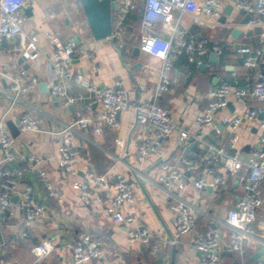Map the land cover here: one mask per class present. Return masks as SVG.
<instances>
[{"label": "crops", "instance_id": "crops-1", "mask_svg": "<svg viewBox=\"0 0 264 264\" xmlns=\"http://www.w3.org/2000/svg\"><path fill=\"white\" fill-rule=\"evenodd\" d=\"M25 1L29 3V0ZM140 2L139 11L127 16L125 33L121 38L111 36L100 40L91 35L81 0H71L70 3L67 0H30V5L26 7L32 8V16L26 15L27 21L23 25L24 38L27 40L30 35L38 34L45 54L35 64L25 62L13 51L0 56V87L6 90L7 76L21 68H28L31 74L38 77L40 84L9 115L8 126L11 131L10 124L15 125L17 117L23 111H30L42 117L43 123L39 132L11 131L18 149L17 159L10 164L11 168L24 166L30 156L36 157V166L25 173L22 184L12 196L10 207L1 216L0 264H70L68 243L80 231L90 232L95 239L115 246L125 264H197L199 252L193 246V233L184 235L177 243L169 241V234L174 235L175 232L170 199L155 182L163 162L184 170L186 198L194 199L196 195L200 196L195 230H218L228 240L230 228L224 221L228 211L243 193V183L238 176L228 175L226 161H216L207 156L208 145L224 148L229 156L239 153L247 158L257 145L259 122L245 120L236 129L237 140H234V131L221 119L224 115L239 114L248 108L260 107L264 111V101L256 100L251 94L257 70L245 65L248 54L241 51L247 47L253 53L260 46V28L248 29L242 22L246 14L235 8L227 16L226 22L216 29L196 23L190 14L180 15L179 11H175V18L181 19V24L189 35L209 36L222 48V53L217 54L218 59L210 54L205 56L200 64L188 62L186 56L180 57L170 72L171 78L174 79L170 90L158 100L160 105L170 109L172 118L179 127L193 135L189 143L182 144L177 131L165 141L160 153H152L144 163H139V147L150 128L137 122L133 109L118 115V129L104 127L97 133L94 130L96 120L91 123L89 129H77L74 145L81 154L77 164L80 177H84V165L89 162L97 174L106 175L112 180L118 173L127 174L132 178L135 184V202L130 210L137 213L143 223L152 230L150 244L144 246L129 243L125 225L113 220L106 205L81 204L79 191L72 185L73 178L59 168L60 141L54 132L79 118L96 119L101 107L87 98L83 87L71 83L66 85L69 96L74 98L72 103L50 100L49 82L52 74L47 57L51 46L44 36V31L52 32L63 44L74 42L78 49L87 52L86 57H73L74 75L82 73L88 81L101 87L113 85L121 76L132 101H153L161 62L141 51L139 47L144 8L143 0ZM227 5L231 3L227 1ZM191 7L203 15L204 0H193ZM234 29H240L242 33L234 37ZM165 35H169L167 28ZM20 42L19 37L14 41L5 40L3 45L9 48ZM237 44L240 46H236ZM222 82L245 88L249 94L244 102L230 97L228 107L217 114L215 125L198 128L195 119L208 107L209 91ZM42 84L45 85L44 88L41 87ZM6 105V99L0 96V110L5 111ZM119 137L123 140L122 149L117 145ZM120 154L124 162L119 160ZM186 159H203L200 169L196 172L186 170ZM211 168L227 175L226 187L195 189L194 181ZM41 169L52 182L57 192L56 197L49 196L39 176ZM133 169L138 173L149 198L135 181ZM25 185L32 187L33 200L46 206L45 214L36 222L27 237L21 235L24 229L21 191ZM261 187L263 205L258 209L256 222L251 225L254 238H251L245 247L244 261L247 264H258L264 253H260L264 247V182ZM49 234L55 238L54 250L37 263L32 249ZM122 260L106 256L102 261L89 264H119ZM223 264H242L241 256L226 250Z\"/></svg>", "mask_w": 264, "mask_h": 264}, {"label": "built area", "instance_id": "built-area-1", "mask_svg": "<svg viewBox=\"0 0 264 264\" xmlns=\"http://www.w3.org/2000/svg\"><path fill=\"white\" fill-rule=\"evenodd\" d=\"M139 1L116 0L114 28L111 36L122 37L125 33L127 16L138 8ZM192 1L143 0L139 47L141 51L158 58L161 62L153 101H132L125 80L121 76L114 81L113 85L101 87L88 81L82 73L74 75L73 57L75 55L86 57L87 52L78 49L74 42L63 44L54 37L52 32L44 31V36L50 41L51 46V52L47 57L52 74L49 82L50 100L72 103L74 98L69 96L66 85V83H71L83 87L87 92V98L91 102L100 104L101 107L96 119L79 118L66 123L60 130L54 132L60 141L59 168L73 178L72 185L79 191L81 204L106 205L113 220L125 225L129 243H139L145 246L150 244L152 239V230L143 223L137 213L130 210L135 202V184L132 178L127 174L118 173L112 180L106 175L97 174L89 162L85 163L84 177L81 178L77 166L81 154L74 145V139L78 128L89 129L94 120H96L94 130L97 133H100L104 127L118 129L120 126L118 115L133 109L137 122L150 128V132L142 139L139 147L137 157L139 163H144L152 153H160L165 141L177 131H179L182 144L189 143L193 135L179 127L172 118L170 109L160 105L158 100L170 90L174 82L170 72L180 57L186 56L188 62L200 64L205 56L213 53L221 54L222 48L209 36L189 35L181 24V19L175 18V11H179L180 15L190 14L196 23L212 29L224 24L220 19L224 14L227 1L238 11L251 15L245 25L248 29L260 28V46L253 53L247 47L242 48L241 51L248 54L245 58V65L257 70L251 94L256 100L264 101V0H204L203 15L191 7ZM27 6L28 3L25 0H0V56L13 51L25 62L35 64L42 59L45 53L38 34L30 35L27 40L24 38L23 25L27 21L25 13ZM166 28L169 31L167 37ZM19 37L21 38L20 43L9 48L4 47L3 41H14ZM7 78V89L0 87V96L7 101L5 111L0 110V227L1 216L10 207L12 196L22 184L25 173L36 166L34 164L36 157L30 156L26 159L24 166L11 168L10 164L17 159L18 149L7 121L14 109L40 84L38 77L31 74L28 68H21L8 75ZM248 94L247 89L233 86L228 82H222L213 87L208 93V107L195 119L196 126L205 128L215 125L217 114L228 107L230 97L233 96L237 101L244 102ZM262 112L264 111L260 107L248 108L239 114L224 115L221 119L234 131V140H237L236 129L245 120L259 122L257 145L247 158L239 153L229 156L224 148L208 145L207 156L216 161H226L228 175L238 176L243 183V193L237 198L234 207L228 211L224 221L230 228L228 240L218 230H195L200 196L196 195L194 199L184 196L187 184L183 169L165 162L159 168L155 182L170 199V209L174 216L175 232L172 243H177L184 235L193 233V246L199 252L197 264H222L226 250L238 253L242 264H247L244 261L245 247L247 242L254 238L251 225L256 222L258 209L263 205L261 184L264 182V118L260 119ZM42 123V117L30 111H23L17 117L15 126L20 133L39 132ZM195 138L199 139L196 136ZM117 145L122 149L121 137L117 139ZM118 158L124 162L121 154ZM184 161L186 170L196 172L200 169L203 159ZM39 176L49 196L56 197L57 192L47 173L41 169ZM226 185L227 175L213 168L208 169L201 178L194 181L195 189L199 190L209 186L213 189H220ZM21 196L24 209V229L21 235L27 237L36 222L45 214L46 206L33 200L30 185L24 186ZM54 241L55 238L49 234L33 247L32 252L37 263L53 252ZM68 248L71 253L70 264L99 262L106 256L122 260L119 249L112 244H104L95 239L90 232H78L69 241ZM119 264L125 263L122 260ZM258 264H264V253Z\"/></svg>", "mask_w": 264, "mask_h": 264}, {"label": "water", "instance_id": "water-1", "mask_svg": "<svg viewBox=\"0 0 264 264\" xmlns=\"http://www.w3.org/2000/svg\"><path fill=\"white\" fill-rule=\"evenodd\" d=\"M82 6L84 8L86 17H87V25L90 29L91 35L97 39H105L111 37L114 28V11L116 9V0H81ZM233 9L232 5H227L224 10V14L222 15L220 21L225 23L227 20V16L231 14ZM25 13L28 17L32 16V8H26ZM251 18L250 14H247L242 21L243 24H246ZM242 31L240 29H234L233 36L238 37ZM240 46V45H236ZM214 57L218 59V55L216 53L212 54ZM44 84L41 87L44 88ZM264 118V112L261 113L260 119ZM11 131L19 132L14 124H10ZM128 162V161H127ZM133 176L135 181L142 187L143 191L146 193L142 182L135 170H133ZM208 189H212V187H208ZM149 198L148 194L146 193ZM152 206L155 211L158 213L157 208L154 206L152 201L150 200ZM160 217V216H159ZM169 241L173 242L174 237L172 234H169ZM264 252V247L261 249L260 253Z\"/></svg>", "mask_w": 264, "mask_h": 264}, {"label": "trees", "instance_id": "trees-1", "mask_svg": "<svg viewBox=\"0 0 264 264\" xmlns=\"http://www.w3.org/2000/svg\"><path fill=\"white\" fill-rule=\"evenodd\" d=\"M139 6H141V2L139 1V3H138V7ZM139 9H140V7L139 8H137L136 10H134V11H132L131 13H134V14H136L138 11H139ZM138 10V11H137ZM137 11V12H136ZM136 12V13H135ZM130 13V14H131ZM129 17V16H128ZM128 19V18H127ZM127 19H126V22H127ZM134 19V17L133 18H131V20H130V22L132 21ZM128 23H129V20H128ZM134 23V22H133ZM133 25V24H132ZM212 41L213 42H216L217 43V41H215L214 39H212ZM224 259H225V253L223 254V259H222V264L224 263Z\"/></svg>", "mask_w": 264, "mask_h": 264}, {"label": "rangeland", "instance_id": "rangeland-1", "mask_svg": "<svg viewBox=\"0 0 264 264\" xmlns=\"http://www.w3.org/2000/svg\"><path fill=\"white\" fill-rule=\"evenodd\" d=\"M69 3L71 2V0H67ZM28 5H30V0H29V3H28Z\"/></svg>", "mask_w": 264, "mask_h": 264}]
</instances>
